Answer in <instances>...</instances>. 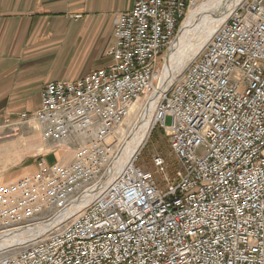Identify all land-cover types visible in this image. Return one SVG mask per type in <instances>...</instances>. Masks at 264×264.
I'll return each instance as SVG.
<instances>
[{"label": "built area", "instance_id": "obj_1", "mask_svg": "<svg viewBox=\"0 0 264 264\" xmlns=\"http://www.w3.org/2000/svg\"><path fill=\"white\" fill-rule=\"evenodd\" d=\"M204 1L135 0L114 17L110 65L43 86L22 122L71 159L40 156L0 185V232L83 205L0 264H264V0L240 1L156 102L148 130H165L177 167L157 152L146 170L137 148L114 172L117 136L142 116L160 59Z\"/></svg>", "mask_w": 264, "mask_h": 264}, {"label": "crops", "instance_id": "obj_2", "mask_svg": "<svg viewBox=\"0 0 264 264\" xmlns=\"http://www.w3.org/2000/svg\"><path fill=\"white\" fill-rule=\"evenodd\" d=\"M134 4L135 0H0V127L38 111L47 82L74 80L110 65L114 17ZM42 141L39 146L47 151L34 147V160L6 174L5 183L34 172L40 156L46 161L60 152L59 161H68L62 149ZM4 150L0 160L20 158L18 146Z\"/></svg>", "mask_w": 264, "mask_h": 264}, {"label": "bare ground", "instance_id": "obj_3", "mask_svg": "<svg viewBox=\"0 0 264 264\" xmlns=\"http://www.w3.org/2000/svg\"><path fill=\"white\" fill-rule=\"evenodd\" d=\"M240 1L242 0H211L204 5L197 4L198 6L195 5L190 9V12H188L189 16L183 23L182 28L176 39L173 41V45L166 57L163 73L161 71L162 76L160 75L156 92L153 97L150 98L147 105L142 107L141 111H143V114L140 117V120L137 119L136 127L122 146L116 160L117 163H114V172L122 169L132 152H134L146 139L149 132L148 124L156 102L173 83L177 75L184 71L196 58L209 39V36H211L215 29L226 20L228 14ZM200 15H203L204 20H206L205 26L194 37L189 38L192 34V26H194V22L197 21ZM103 187H105V185L99 186L95 191L91 192L93 195L91 193L88 194L90 197L85 198L84 200H90L93 197H96ZM82 205V201L80 200L72 201L70 206L65 209L67 214L64 213L63 215H57L50 219L38 220L25 226L20 225L1 231L0 253L11 246L22 245L27 240L32 241L29 239L43 236L47 232L56 228L61 222L67 220L68 215L73 213L76 209L78 210ZM24 234L26 236L22 238V235Z\"/></svg>", "mask_w": 264, "mask_h": 264}, {"label": "rangeland", "instance_id": "obj_4", "mask_svg": "<svg viewBox=\"0 0 264 264\" xmlns=\"http://www.w3.org/2000/svg\"><path fill=\"white\" fill-rule=\"evenodd\" d=\"M210 1L211 0H205V2H202L198 5H204ZM188 16H189V13L187 17L184 19L183 23L186 21ZM205 22L206 20H204V16L200 15L197 21L194 22V26H192L193 27L191 30L192 34L189 36V38L194 37L200 30H202L203 27L205 26ZM182 25L180 26V29L182 28ZM180 29L178 31V34L180 32ZM178 34L176 35V37L178 36ZM172 45L170 46L169 49H167L164 52L163 57L160 59L159 65H160V71H162V73H163V67L165 65L166 57L169 54V51ZM136 122H137L136 119L133 122V116H132V118H130L128 122L122 127L120 134L117 136L118 138L121 137L119 144L122 145V143L127 141L128 137H130L132 131L137 125ZM166 122L169 124L170 118H167ZM35 127H36V123L32 121H27V122L8 121L6 122L4 126L0 127V152H3V150L6 149L7 146L16 145L19 148L18 154L20 153V158H18L17 161L7 163V162L0 160V185L5 183L4 177L6 176V174H10L11 171L16 170L18 167L24 166L28 162H32V160H34L33 154L36 153V150H33L34 147L37 148V152L44 153L47 151V148H45L43 144L39 146V142L42 141V133L41 131H39L38 128L36 130ZM138 148H140L141 150L138 164L141 165L146 170H151V171L154 170V166L152 164V158H153V155L157 152L163 154L168 159V161H170L171 167L173 169L177 167V164L175 163V156L172 154L170 147H169L167 134L165 130L161 129L159 126L156 127L152 131L149 130L146 139ZM7 151L9 150L7 149ZM60 156H61L60 152L52 153L50 156L47 157L46 163L48 165H53L59 160ZM65 157L69 158L68 160L71 159V155L69 153H67ZM13 172L15 174V171ZM25 236H26L25 234L22 235V238ZM33 239H29V240H33Z\"/></svg>", "mask_w": 264, "mask_h": 264}]
</instances>
